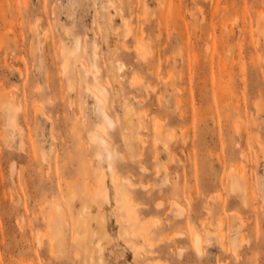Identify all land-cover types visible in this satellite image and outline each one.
Returning <instances> with one entry per match:
<instances>
[{"label":"rangeland","instance_id":"rangeland-1","mask_svg":"<svg viewBox=\"0 0 264 264\" xmlns=\"http://www.w3.org/2000/svg\"><path fill=\"white\" fill-rule=\"evenodd\" d=\"M0 264H264V0H0Z\"/></svg>","mask_w":264,"mask_h":264},{"label":"bare ground","instance_id":"bare-ground-1","mask_svg":"<svg viewBox=\"0 0 264 264\" xmlns=\"http://www.w3.org/2000/svg\"><path fill=\"white\" fill-rule=\"evenodd\" d=\"M122 66V65H121ZM120 66V67H121ZM119 67V68H120ZM123 68V67H122ZM121 68V69H122ZM96 76H97V74H96ZM94 77V76H93ZM69 79H71V77L69 78ZM99 79V78H98ZM70 81V80H69ZM72 81V80H71ZM98 81V80H97ZM99 82H101V81H99ZM96 83V82H95ZM98 83V82H97ZM101 83H103V82H101ZM102 86H104L103 84H101V87ZM106 87V86H105ZM104 88V87H103ZM95 90H97V89H95ZM98 95L99 94H95V96L97 97V99L99 98V100L101 101V102H103V99L101 98V97H98ZM127 109V108H126ZM131 110H132V108H130ZM103 114H104V116H105V118H107V119H109L111 122L113 121V119H112V117H111V115L109 114V112H107L106 111V109L103 107ZM96 137H98V138H100L102 141H104V142H107V140L103 137V136H101V135H96ZM107 155L109 156V157H112V155H113V153L111 152V151H108V153H107ZM110 167L111 168H113V163L111 162V165H110ZM127 203V197L125 198V200H124V205H127L126 204ZM196 242H197V244L199 245L200 244V242H201V236H200V234H198L197 233V235H196Z\"/></svg>","mask_w":264,"mask_h":264}]
</instances>
